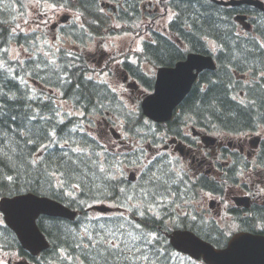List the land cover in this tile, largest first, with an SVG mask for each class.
I'll use <instances>...</instances> for the list:
<instances>
[{"label": "trees", "instance_id": "1", "mask_svg": "<svg viewBox=\"0 0 264 264\" xmlns=\"http://www.w3.org/2000/svg\"><path fill=\"white\" fill-rule=\"evenodd\" d=\"M25 1L27 0H0V65H2L0 66V196L34 192L53 196L72 208L82 211L88 204L95 201H112L122 205L125 195L120 189H125L129 195L135 192L136 196H140V185L132 190L133 183L123 184L122 180H110L94 167L92 161L96 158L94 159L92 156L89 159L85 154L69 152L70 147H76L71 143H65V141L72 142L74 139L84 145L88 152L99 153L101 148L98 139H94L88 132L80 130L75 133L72 131L76 119L62 123L56 121L53 99L44 100L41 95L42 90H37L36 93L26 86L27 80L32 79L58 88L65 98L73 99L75 104L87 113L112 111L115 103L113 92L106 84L89 76V66L86 60L81 56L73 55L72 50L68 48H54L49 43L45 45L43 53H38L34 60H28L24 66L17 61L10 60L8 48L12 41L28 44V46L37 41L34 35H26L24 32L14 33L12 30L17 25L13 5L17 3L22 8ZM48 2L59 3L67 8L72 5L80 9L81 13L83 12L82 14L87 16L86 27L92 35L109 32L110 26L107 17L97 11L98 6H93L91 2L84 0L82 3H77L75 0H49ZM22 11V9L17 10V14ZM186 17L193 21L195 30L200 29V31L221 39H227L233 35L234 26L230 25L226 19L223 22L220 12L213 8L204 11L194 4L193 10L186 12ZM68 33L72 34L70 30ZM195 34L201 35L202 33L195 31L193 35ZM84 35L86 36V34ZM73 36L78 41H84L85 38H81L77 34ZM34 45L36 48L37 45ZM150 49L154 57L149 59L140 55L141 61L150 60L159 65H172L185 57L184 53L163 38L159 48L152 45ZM260 51L259 48L251 51L246 48L232 49L233 56H228L227 60H221L218 70L203 73V78L208 77L207 79H209V81L206 79L209 83L207 90L203 93L197 85L185 99L183 110L192 114L195 117V122L200 125H204L202 116L208 114L210 126L215 121L227 131L238 132L253 127L254 112L252 108L240 105L231 97L237 84L234 82L233 74L226 69L233 64L239 65V61L258 62ZM139 77L144 79L145 75L139 74ZM145 83L148 86L151 85L147 81ZM100 104L104 105V109L100 108ZM261 107L264 113V105L261 104ZM134 114H138V117L130 119ZM142 116V112L129 110L127 123L130 126L126 128L135 136L139 135L140 126L144 124ZM33 117L35 118L33 119ZM53 131L56 134L55 137L51 136ZM28 139L36 142L27 143ZM44 145L47 147H45L44 154L41 155L39 154L40 148ZM64 152H68L72 161H76V163H70L68 167L73 169L79 178L67 181L63 189H50L47 185L49 177L45 175L43 169L29 166L27 161L43 157L46 162H51L49 171H52L55 164L65 159ZM161 165L165 169L169 168L163 161L157 162L145 177L146 181L148 176L157 172ZM9 176L12 177V180H8ZM170 176L173 180L171 173ZM57 177H60L59 172H57ZM60 178L64 179V177ZM171 180L169 186L173 192ZM55 183L54 180L53 184ZM76 184H79V187H73ZM145 187L151 188L152 186L146 184ZM167 209L159 208L155 211L157 212L155 216L145 209L146 216L141 217L138 221V224L145 228L144 230L156 233L159 238V242L155 243L154 247L149 245L152 252L160 250L158 256L150 255L152 264H172L173 248L166 236V232L170 230L168 213H165ZM146 218L147 222H145ZM86 220V214L75 221L42 217L39 224L50 238L51 247L39 257H31L28 252L23 250L15 234L1 222L0 238L4 246L14 245L24 256L29 257L36 264H63L62 260L68 262L67 257L69 256H80L87 264H90L91 257L95 256V264H104V260L90 248L87 249L90 256L86 257L82 251L83 245L81 248L76 247V244L80 242L77 233H83V229L87 225L84 223ZM115 220L116 218L112 222L105 223L106 226H114ZM131 223L135 222L130 221L129 224ZM90 230L95 234V227ZM208 231L212 232V230ZM87 243V238H84V244ZM61 250L64 252L62 253ZM142 251L147 252V249H142ZM109 264L134 263L113 257Z\"/></svg>", "mask_w": 264, "mask_h": 264}, {"label": "flooded vegetation", "instance_id": "2", "mask_svg": "<svg viewBox=\"0 0 264 264\" xmlns=\"http://www.w3.org/2000/svg\"><path fill=\"white\" fill-rule=\"evenodd\" d=\"M220 1H225L227 4L218 3L216 0H120L122 4L120 7H115L114 12L119 15L123 13V16H139L142 22L154 28L157 37L161 40L162 38L170 40L176 48L174 43L183 46L195 42L202 45L205 50H212L204 42V37H209V33L200 29L195 30L193 21L186 17V12L193 10L194 4H197L204 11L213 8L220 12L223 22L226 19L230 25L236 26L232 37L211 40L214 48H217L213 50L217 56H230L234 48L254 50L259 41L264 44V0ZM243 15L246 16L245 19L242 18ZM248 23L251 24L250 28H247ZM172 24H180L179 27L172 29L175 34L169 30ZM156 27L158 28L155 29ZM168 31L170 34H167ZM195 31L201 32L204 36L193 35ZM162 35L165 38L161 37ZM245 63L255 66L241 67V71L255 73L258 64H262V61L259 56V61L255 63L239 62L240 65ZM177 135L183 137L182 127ZM237 136L232 141L219 137L216 144L211 147L202 144L201 138L195 139L189 134L181 139L185 151L188 152L184 153L182 158L190 162L197 182L205 180L206 184L203 189L201 209L193 205L188 206L193 198L188 191L184 193L175 187V196L177 198L179 195L181 200L188 201L186 209L195 217L197 227L204 234L200 235L216 244L222 243L227 228L229 231L233 229L230 224L226 226V220L234 224L236 229L246 228L248 225L252 231L264 232V191H262L264 190V126ZM230 165L233 166L232 170H226V166ZM231 171L234 172L235 177L228 178L233 180L231 184L226 185L225 174ZM235 196H248L250 198L246 202L248 206L235 205L232 200ZM206 202L208 207L205 206Z\"/></svg>", "mask_w": 264, "mask_h": 264}, {"label": "water", "instance_id": "3", "mask_svg": "<svg viewBox=\"0 0 264 264\" xmlns=\"http://www.w3.org/2000/svg\"><path fill=\"white\" fill-rule=\"evenodd\" d=\"M215 68L211 57L191 54L186 61L171 69L163 67L158 74L156 91L146 97L143 110L156 121L168 120L173 109L189 92L197 77L195 69ZM1 209L7 222L18 232L25 247L34 254L48 247L45 235L37 225L40 214L73 219L76 213L61 203L33 193L4 198ZM173 244L197 258L203 256L210 264H264V236L243 232L236 234L228 246L217 249L189 231L175 232Z\"/></svg>", "mask_w": 264, "mask_h": 264}, {"label": "snow or ice", "instance_id": "4", "mask_svg": "<svg viewBox=\"0 0 264 264\" xmlns=\"http://www.w3.org/2000/svg\"><path fill=\"white\" fill-rule=\"evenodd\" d=\"M261 47H264V44H261ZM5 51L8 50L5 49ZM261 75L264 76V73H261ZM113 91H115V89H113ZM99 106L101 109H104L103 104H100ZM56 115L58 116L59 113H56ZM80 115H82V113ZM34 118L35 117H33V119ZM62 122L63 121H61V123ZM76 130L77 129L75 128L72 129V131ZM80 130L82 131L83 129ZM55 135L56 134L53 131L51 133V136L55 137ZM35 142L36 141L32 139L27 140V143ZM65 143L69 142L65 141ZM43 147H47V145H44ZM61 147L63 148V145H61ZM104 149L105 152H107L106 146H104ZM69 152L85 154L89 157V159H91V157L95 155L96 159L92 161L94 167H96L100 172L104 173L106 177L110 180L118 179L117 175L115 174L116 172H119L121 176L123 175V172L120 171L123 161L116 159L115 153L112 154L113 159L111 161H106L104 159H101V157L104 156V153L88 152L85 148L70 147ZM63 156L65 157V159H62L60 163L55 164L54 170L52 171H49V166L51 162H46L43 157L28 159L27 163L29 166H35L36 168L43 169L45 175L49 177V179L47 180L48 188L63 189L67 181H70L72 178H79L76 176L75 171L68 167L70 163H76V161H72V158L71 156H69L68 152H64ZM138 159H142V157H139ZM61 169H63V171H61ZM57 172H59L60 177H64V179L57 177ZM175 172L176 169L174 167L170 169H165L164 166L161 165L160 168L157 169V172H153L151 175L148 176L146 184L151 185L152 187L143 188L140 193V198L144 202V206L147 208V210L149 212H152L153 216L157 215V212L153 211V209H158L159 207H161V201L165 198V195L171 194V189L169 186L171 180L170 173ZM8 180H12V177L9 176ZM54 180L56 181L55 184H53ZM171 183H176V181L171 180ZM73 187H79V184L73 185ZM120 191L124 193L125 199L128 201L132 200L136 196L135 192H133L132 195H129L125 189H120ZM134 207H136L138 215L142 217L146 216V213L144 211H140L139 204L135 205ZM193 219H195V217H193ZM121 220H123L124 222L121 223ZM145 222H147V218ZM125 224H128V228H125ZM93 227L96 228L95 234H93V232L90 230ZM77 237H79L80 242L76 244V247L81 248V246L83 245L82 251H84V255L86 257L90 256V252L87 251V249L90 248L92 252H95L97 256H100L101 259L104 260V264H109V261L113 257L118 260H140L147 262L150 260V255L158 256L160 253L159 249H157L156 252H152L151 247H149V245H152L154 247L155 243L159 242V238L157 237L156 233L144 230L140 224H129L128 221L122 216L116 218V220L114 221V226H106L105 223H98V225L95 226H85L83 229V233H77ZM84 238H87V244H84ZM142 249H147V252L142 251ZM138 253L139 255H137ZM67 258L72 259L71 256ZM95 261L96 257L92 256L90 259V264H95Z\"/></svg>", "mask_w": 264, "mask_h": 264}, {"label": "rangeland", "instance_id": "5", "mask_svg": "<svg viewBox=\"0 0 264 264\" xmlns=\"http://www.w3.org/2000/svg\"><path fill=\"white\" fill-rule=\"evenodd\" d=\"M24 11L17 14V11L15 9V5H13V8L15 10V15L19 18L20 24L23 26V29L26 32L33 31L36 28H39L40 26L36 24V20L39 18L40 12L48 11L49 16H51V21L59 20V18L64 15L68 14L67 11L60 9L57 10V8L50 6L49 4L42 5L34 0L27 1L24 3ZM76 20V17H74ZM77 21V20H76ZM44 34L46 35L45 40L41 41V45L44 48L45 43L53 44L55 48H58L59 46L63 47H74L77 46V42L70 38V37H59L56 33H48L44 31ZM56 36V37H55ZM116 41L118 43L121 42V40L117 39H111L106 42V39H98L97 43L95 44H88L84 48L83 46L76 47L78 50H83L87 57L89 58L91 66H98L100 70H103L102 76L99 75V73H95V77H102L103 80H105L108 83H111L115 90H117L121 94V98L128 104V107L131 110L136 111L138 109V103L144 97V95L148 92L146 88L140 89L136 92H131V89L125 84L123 80V73L121 70L117 69V63L113 60L112 57H103L101 60V52L100 50H97V45L99 44L100 47L106 49V50H112L113 44L112 42ZM132 39L130 37L124 39L121 43H125V45H128V47L133 46L131 43ZM122 48H126L127 46H122ZM133 47H136L135 45ZM43 48L41 50H43ZM11 55L13 58H20L24 60L28 56V48L21 47L19 44H12L9 48ZM110 69L112 68V71H108L104 69ZM146 72L150 75H153L155 73V67L153 65H145ZM99 70V71H100ZM102 72V71H101ZM151 92V91H149ZM59 105L63 107V110L70 113V114H81V112L73 106V104L69 101L60 100ZM98 119H103V116H100ZM121 123L120 120H117V124ZM102 126V124H101ZM101 134L107 141L110 140V132H104L101 130V127H98ZM119 132H123L120 129V126L115 125L114 127ZM111 131V130H110ZM44 148V147H41ZM96 213H93L95 215ZM229 220H226V226H229ZM234 227V225H232ZM228 229V228H227ZM236 229L233 231L235 232ZM232 232V233H233ZM18 260L19 258L16 255L10 256V255H4L2 256V260H4L5 263L8 262V260Z\"/></svg>", "mask_w": 264, "mask_h": 264}]
</instances>
